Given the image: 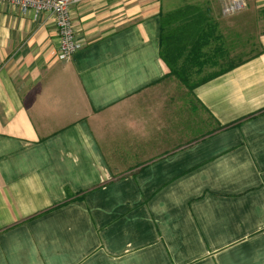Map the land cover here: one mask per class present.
Segmentation results:
<instances>
[{
    "label": "crops",
    "instance_id": "0c3cea01",
    "mask_svg": "<svg viewBox=\"0 0 264 264\" xmlns=\"http://www.w3.org/2000/svg\"><path fill=\"white\" fill-rule=\"evenodd\" d=\"M197 1L81 0L65 61L49 13L0 2V264H264V0H208L249 54L186 85L160 15Z\"/></svg>",
    "mask_w": 264,
    "mask_h": 264
},
{
    "label": "trees",
    "instance_id": "16d2710c",
    "mask_svg": "<svg viewBox=\"0 0 264 264\" xmlns=\"http://www.w3.org/2000/svg\"><path fill=\"white\" fill-rule=\"evenodd\" d=\"M208 12V8L185 4L160 15V56L170 73L186 85L193 74H201L206 66L212 67L220 61L227 63L203 75L201 80L227 71L241 61L232 60L227 49L218 42L221 37L214 34L216 25Z\"/></svg>",
    "mask_w": 264,
    "mask_h": 264
},
{
    "label": "built area",
    "instance_id": "2783aa9c",
    "mask_svg": "<svg viewBox=\"0 0 264 264\" xmlns=\"http://www.w3.org/2000/svg\"><path fill=\"white\" fill-rule=\"evenodd\" d=\"M81 0H0L18 7L21 11L28 9L35 13L46 12L53 17L54 25L58 33L59 46L56 56L59 60H69L81 47L76 39L71 15V7ZM221 14L231 15L241 11L245 7L244 0H219Z\"/></svg>",
    "mask_w": 264,
    "mask_h": 264
},
{
    "label": "rangeland",
    "instance_id": "374dc122",
    "mask_svg": "<svg viewBox=\"0 0 264 264\" xmlns=\"http://www.w3.org/2000/svg\"><path fill=\"white\" fill-rule=\"evenodd\" d=\"M217 2H218V0H217ZM208 0H198L196 3H194V4H196V5H198L200 8H202V9H205V8H211V6L209 5L208 6ZM219 3L220 2H218V4L217 3H213L212 2V12L213 13H218L219 15H220V5H219ZM208 15H211V11H210V9H209V12H208ZM224 18V17H223ZM220 22H221V19L219 20ZM226 21H228V19H223V22H221L222 23V25H226L227 24V22ZM223 27V26H222ZM215 35H217V33L215 32L214 33ZM220 37H221V41L219 40L218 42L219 43H221V44H223L224 42L222 41V36L221 35H219ZM244 40H248L247 38H246V36H241V35H238V36H236V42H238L237 44H236V51H234V52H232V53H230L229 52V56H230V58L232 59V60H236V62H238L239 60H242V58H244V57H246L247 56V54H249L248 52H246V51H239L238 49H240L241 48V45L243 44H246V43H248V42H245ZM216 43H217V41H216ZM242 45V46H243ZM206 49V48H205ZM225 64H227L226 63V61H220V62H218L217 64H215V65H213L211 68H206L205 70H204V72L203 73H201V74H197V75H194L193 74V78L194 79H196V78H198V77H202L203 75H205L206 73V71H213V70H215V69H218V68H220V66H223V65H225ZM208 74V73H207Z\"/></svg>",
    "mask_w": 264,
    "mask_h": 264
}]
</instances>
